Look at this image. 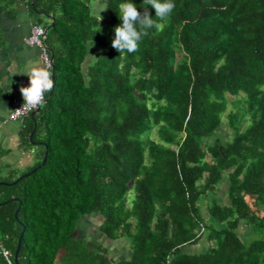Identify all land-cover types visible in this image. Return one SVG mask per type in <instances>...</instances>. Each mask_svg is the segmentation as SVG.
Instances as JSON below:
<instances>
[{"label": "trees", "instance_id": "trees-1", "mask_svg": "<svg viewBox=\"0 0 264 264\" xmlns=\"http://www.w3.org/2000/svg\"><path fill=\"white\" fill-rule=\"evenodd\" d=\"M17 2L47 28L54 87L23 119L34 163L0 175L11 183L0 184V264H264V0H173L162 28L120 55L111 42L129 0L0 10ZM229 103L232 138L204 143ZM223 179L227 204L213 197ZM91 215L127 257L78 231Z\"/></svg>", "mask_w": 264, "mask_h": 264}, {"label": "crops", "instance_id": "crops-1", "mask_svg": "<svg viewBox=\"0 0 264 264\" xmlns=\"http://www.w3.org/2000/svg\"><path fill=\"white\" fill-rule=\"evenodd\" d=\"M34 23L36 18L29 14L23 2H17L11 10H0V175L7 170L21 171L35 160L33 148L26 145L20 134L25 117L8 119L12 106L22 100L20 87L29 84L24 73L42 67L38 49L24 42ZM88 55L92 57L91 53ZM89 57H85V66ZM79 223L84 228L83 218ZM184 249L194 250L189 246Z\"/></svg>", "mask_w": 264, "mask_h": 264}, {"label": "clouds", "instance_id": "clouds-1", "mask_svg": "<svg viewBox=\"0 0 264 264\" xmlns=\"http://www.w3.org/2000/svg\"><path fill=\"white\" fill-rule=\"evenodd\" d=\"M145 10L141 13L132 0L123 3L119 8L121 24L114 28V38L111 42L119 55L123 53H135L138 51L139 43L148 35V30L155 28L160 30L162 24L158 21L168 18L175 8L173 0H142ZM148 6L155 10L153 19L148 13ZM107 6H105V9ZM140 25L137 29L136 25ZM29 78L28 86H21L19 91L23 98V104L17 111L24 109H38L46 104V94L51 93L54 87L52 73L42 67H34L25 72Z\"/></svg>", "mask_w": 264, "mask_h": 264}, {"label": "rangeland", "instance_id": "rangeland-1", "mask_svg": "<svg viewBox=\"0 0 264 264\" xmlns=\"http://www.w3.org/2000/svg\"><path fill=\"white\" fill-rule=\"evenodd\" d=\"M90 7H91L92 13L106 17V9H105L104 4H102L98 1H91ZM86 57H89V55ZM88 59H90V61H92V57L91 58L89 57ZM83 66H85V64ZM236 104L238 105V103H235V104L229 103L227 105V110L222 117L221 126L214 132V134L212 136L205 138L204 143L210 144L214 141L215 138H219L223 142H226L232 138L234 131L231 129V127L227 123L226 114L229 111H234L236 109L235 108ZM245 119L247 120V116L245 117ZM245 123L246 122L244 121L241 126H244ZM245 126H247V125H245ZM149 137L156 138V135L154 132H151L149 134ZM217 187H218V190L213 195V197L219 203L227 204V202H228L227 194H226L227 180L223 179L222 181H220V183L218 184ZM126 195H127V198L129 200H131L134 197L133 183L130 184V188H129ZM202 212L207 216V214L205 213L204 202L202 203ZM100 221H101V219L99 218L98 215L84 216L83 222L85 223L86 226L84 225V228H81L82 229L81 233L88 235L89 238L94 237V238L98 239L99 241H101V243H103L104 245H107V248H109V251H110L109 254L112 257H114V258L127 257L128 253H129V249H128L125 241H123V239L116 240V241L112 242L111 240H109L107 238H103V236L97 232L96 228H97L98 224L100 223ZM79 225H80V223H79ZM239 232L241 235L245 234L244 230L243 231L239 230ZM245 239L248 240V236H246ZM203 246H205V243L203 241H201L198 245H196V247H193V249H194V251L195 250L200 251L203 249Z\"/></svg>", "mask_w": 264, "mask_h": 264}, {"label": "built area", "instance_id": "built-area-1", "mask_svg": "<svg viewBox=\"0 0 264 264\" xmlns=\"http://www.w3.org/2000/svg\"><path fill=\"white\" fill-rule=\"evenodd\" d=\"M46 29L43 28L40 24H32L30 27L29 33L26 37H24L25 44L29 46H34L39 51V58L42 63V67L51 71L52 68V57L48 51V48L45 43ZM23 104L22 100L16 102L9 113L8 119L17 120L30 112H34L37 109H24L23 111H17L20 109ZM1 253L3 256L7 257L8 253L5 249L1 248Z\"/></svg>", "mask_w": 264, "mask_h": 264}, {"label": "water", "instance_id": "water-1", "mask_svg": "<svg viewBox=\"0 0 264 264\" xmlns=\"http://www.w3.org/2000/svg\"><path fill=\"white\" fill-rule=\"evenodd\" d=\"M46 30H47V28H46ZM37 110H39V108H38ZM43 163H44V158H43L42 161H41V164H43ZM41 164H40V165H41ZM33 170H35V169H32L31 171H29V172H27V173H25V174H22L21 176H19V178H23V177L27 176V175H28L30 172H32ZM16 180H17V179H15L12 183L16 182ZM0 184H11V183L0 182ZM20 236H21V233H20V235H19V237H18L17 244H16V248H15V251H14V254H13V258H14V262H15V263L17 262V253H18V250H19ZM61 253H64V251L62 250Z\"/></svg>", "mask_w": 264, "mask_h": 264}]
</instances>
